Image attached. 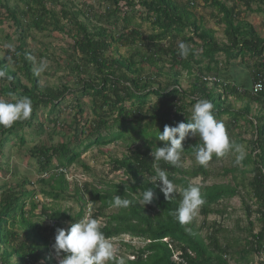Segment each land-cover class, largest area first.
I'll return each mask as SVG.
<instances>
[{
    "label": "trees",
    "instance_id": "1",
    "mask_svg": "<svg viewBox=\"0 0 264 264\" xmlns=\"http://www.w3.org/2000/svg\"><path fill=\"white\" fill-rule=\"evenodd\" d=\"M47 1L49 0H29L25 11L26 19L29 20L28 25L39 31L51 27L72 34L73 53L79 54L80 63L83 61L84 65L93 69V72L86 71L87 76L80 77L79 80L83 95L88 96L91 102V113L94 118L90 124H87V120L83 122L84 110L77 101L79 116L74 119L72 125H69V128H72L73 141H60L48 146L36 145L29 150L41 171L53 169L57 171L56 174H50L47 181L40 179L41 182L53 181L48 190H43V195L52 199L53 206L43 204L40 210L41 220L51 221L52 227L31 221L24 211L25 198L34 196V191L14 193L8 189L4 191L0 189V264H36L40 260L43 264H58L52 247L56 229L61 228L64 221L69 222L67 228L71 223L82 221L88 205L91 210L88 218H94L101 224L100 230L106 238L128 235L143 241L144 244L140 247L120 242L129 251L125 255H118L117 258L123 257L126 264H229L226 258L229 248L220 243L215 233L219 228H215L213 224V232L207 236L206 241L199 231L188 223L178 222L176 210L182 200L183 191L190 185L198 186L204 201L199 206V212L205 221L210 213L221 212L215 205L222 200L241 195L239 190L241 184L237 177L232 176L230 181L221 183H192L190 180L199 175L202 176V181H205L208 175L205 165L198 163L188 170L179 163L173 166L164 160L157 161L151 156V152L154 153L157 147H161L162 141L155 142V139L165 125L175 126L179 122H191L188 118V107L201 99H207L213 104L212 111L216 120L222 122V116L228 117L225 131L233 144L224 155L213 154L210 161L224 157L228 151H233L235 146L241 143L242 140L232 141L230 137L231 128L238 125L240 120L244 121L243 127L246 125L253 129L249 152L239 161L243 167L240 168L239 162L234 160L235 165L226 169L224 173L239 170L242 178L247 173L251 174L247 181L250 188L246 193L247 197L242 199L241 196L247 218L250 219L253 214L251 201L256 200L264 207V114L261 108L253 112L251 106L253 103L259 105L264 103V90L258 94H252L249 89L238 92L236 84L228 83L222 87V82L208 85L202 80L203 75H213L219 79L221 61L217 56L221 54L227 63L237 58H255L253 73L264 72V37L258 34L251 23L237 17L235 6H229L222 0L201 2L213 9L216 15L212 16L216 18L218 24H223L224 40L217 39L214 29L204 27L203 18L195 11L196 0H187L185 3L174 0H105L108 6L97 17L100 21L110 24L117 23L122 18L124 25L117 38H114L103 25L90 27L89 21L85 22L80 17L83 15L82 10H69L64 7L65 10H61V14L66 21L62 22L59 17L60 10L55 11L48 7ZM122 1L131 9L138 5L146 12L142 19L151 24L150 35L144 37L139 29L140 23L133 25L132 16L127 12L121 14ZM259 1L263 6H258L256 10L264 12V0ZM249 3L245 1L247 8ZM3 7L17 26L20 43L12 51L11 63L0 57V70L5 73L4 77H0V100L14 103L27 97L31 100L32 111L27 120L16 121L11 127L0 126L1 151L9 135L15 136L23 144L25 137L20 133L21 130L25 126L43 125L38 111L48 109L49 113L54 112L70 89L64 82L59 86L41 84L37 72L33 69L30 53L25 49L23 39L25 30L18 29L23 26L24 13L20 17L7 5ZM113 38L127 43L130 41L135 45V53L129 57L118 56L110 59L105 57V53L112 46L110 41ZM163 40H168L167 46L162 45ZM180 42L189 48L187 57L180 55L178 47ZM144 45H147L146 48H143ZM136 56L139 58L136 59ZM165 63L170 65L171 72H164ZM145 64L156 71L155 76L165 75L163 85L158 84L155 77L142 75ZM83 69V64L76 62L70 66V70L75 71L77 76ZM183 73L186 77L192 78L187 89L181 86L180 78ZM151 95L156 97V101L151 108L145 110V103ZM229 96H233L236 101H242V107L236 108L228 100ZM126 100L129 101L130 107L124 105ZM104 107L106 109L103 110ZM113 114L115 116L112 123L108 124L107 117ZM147 118L151 119L150 124L153 127L147 130L145 126L138 132L143 141L142 145L113 160L114 169H122L127 179L120 183L106 184L104 188L88 182L81 185L75 183L73 196L79 202V210L75 213L61 210L58 202L65 199L69 186L65 170L79 159L83 151L93 145H108L124 138V135L126 138L131 129L128 126L129 121L136 119L141 122ZM49 120L53 123V130L57 129L56 118ZM63 127L61 124L60 128ZM201 143L197 140L182 141L184 147L182 157L195 158L196 149ZM53 159L56 160V165L51 164ZM157 170H164L175 186L174 194L168 199L161 190L160 182L150 181L156 176ZM146 189L153 192V199L143 205L142 193ZM116 195L128 199L131 202L129 206L127 208L115 206L113 201ZM112 207L116 211L108 213ZM35 208L37 204L31 202L29 211L32 213ZM260 221L263 223V229L257 236L252 233V222H249L250 228L246 230L252 237V241L247 242L250 252L264 250V215ZM15 227L22 229L23 232L19 234ZM19 236L23 240L18 242ZM175 253L178 254L177 259H173Z\"/></svg>",
    "mask_w": 264,
    "mask_h": 264
},
{
    "label": "rangeland",
    "instance_id": "2",
    "mask_svg": "<svg viewBox=\"0 0 264 264\" xmlns=\"http://www.w3.org/2000/svg\"><path fill=\"white\" fill-rule=\"evenodd\" d=\"M174 1H177L178 3L187 2V0ZM222 1L226 2L229 6H235L237 17L245 19L247 22L251 23L258 34L261 37H264V12L256 10L258 6H263L259 0ZM245 1L250 2L248 8L245 5ZM28 2L29 0H0V57L6 58L7 63H11L12 51L20 43V39L16 31L17 26L11 18V15L3 7V5H7V7L11 10H15L20 17H22L24 13L22 20L23 26L18 29L25 30V36L23 38L25 42V49L30 53L31 60L33 61V69L37 72L41 63H46L44 70L37 72L41 84L59 86L64 82L70 89L68 90V93L65 94L66 96L54 112L49 113L48 109L38 111L39 119L43 122V125L40 126L39 124H35L37 127L25 126L21 130L20 133H22L25 137V142L23 144H21L19 139L15 136L9 135V139L4 143L2 151L0 150V189H3V191L8 189L14 191V193H20L25 190L34 191V196H28L25 198L24 211L27 212V216L31 219V221L40 222L43 226H50L51 221L41 220L40 210L41 205L43 204L53 206L52 199H48L46 198V195H43V190H48V187L53 185V181H49L50 183L41 182L40 179L47 181L49 179V175L52 173L56 174L57 171L55 169L47 172L41 171L37 166L35 159L31 157L29 150L36 145L45 144L48 146L60 141H73L72 128H69V125H72L74 119L79 116L77 113L78 109L76 107L77 101H79L80 106L84 110L83 122H86L87 120V124H90V122L93 121L94 116L91 113V102L88 96L83 95L79 80L80 77H86L87 72H93V69L92 67L84 65L83 61L80 63L78 58L79 54L73 53L72 34L69 35L65 32H60L52 29L51 27H47L45 30L39 31L32 25H28L29 20L26 19L27 13H25ZM194 3L196 13L198 16L203 18L202 23L204 27L214 29L217 39L224 40V26L223 24H218L216 18L212 16V14L216 15L215 11L208 6H204L201 0H196ZM46 4L55 11L60 10L59 17L64 23L66 20L63 19L61 10H65V7L69 10H82L83 15L80 17L85 22L89 21L90 27L92 25H103L113 34L114 38H117L122 32L121 27L124 25L122 18L117 23L113 24L104 23L98 19V14L103 13V10L106 6H108L105 0H49ZM120 6H122L121 14H123V12H127L129 16L133 17L131 20L133 25L134 23H140L139 29L143 32L144 37L152 33L151 24L142 19L146 12H144L138 5H136L134 9H131L129 5H125V2L122 1ZM86 16L88 19H86ZM68 28L69 26L66 23V29ZM114 38L110 41L112 46L108 52L105 53V57H108V59L111 57L117 58L118 56L129 57L135 53V45L131 44L130 41L127 43L125 41L115 40ZM161 43L163 46H167L168 40H163ZM146 46L147 45H144L143 48H146ZM139 49H141V47H139ZM135 58L138 59L139 57L136 56ZM217 58L221 61L218 74L221 82L233 84L235 82L239 86H244V89H248L247 87L251 86L249 75L252 76L254 71L253 61L255 58H237L229 63L225 62L222 54L218 55ZM73 62L83 64L84 69L79 76H77L75 71L70 70V66H72ZM164 72H171L170 65L168 63L164 64ZM142 75L144 77L149 75L151 78L155 77L158 84L163 85L165 82V75L155 76L156 71L147 64L143 67ZM180 79L181 86L183 88L187 89L190 87V82L192 80L191 77H186L185 73H183L182 78ZM228 100H230L236 108L242 107L243 105L242 101L234 100L233 96H229ZM155 101V96H149L144 109L148 110L151 108ZM195 103L190 105L187 109L188 118L190 119H192V109ZM124 105L130 107L129 101L126 100ZM251 106L253 112L259 108H264L263 103L260 105L253 103ZM104 109L106 108L104 107L103 110ZM114 116L115 114L107 117L108 124L112 123V118ZM49 118H56L58 121L57 126L59 128L57 127V129L53 130V123L49 120ZM221 120L225 127V123L228 122V117L222 116ZM129 122L128 126L131 127V129L126 134V138L124 135V138L117 139L108 145H93L86 151H83L79 159L65 170L69 186L65 199L58 202V206L61 210H69L71 213H75L79 210V202H77L73 196L75 183L81 185L84 182H88L97 187L104 188L106 184L120 183L122 180L127 179V176L123 173L122 169H114L113 160L128 154L129 150L134 149L136 146H141L143 141L138 132L145 126L147 127V130H150L153 127V125L150 124L151 119L149 118L144 119L141 122H138L136 119ZM61 124L64 125L63 128H60ZM243 124L244 121L240 120L238 125L232 127L230 137L232 141L236 139L242 140L238 146H240L245 155L250 149L249 142L253 135V129L247 127L246 125L243 127ZM86 126L88 127V125ZM148 139L150 140L151 138L149 137ZM186 140L200 141L198 136L192 135L187 136L184 141ZM155 142H158V139H155ZM164 144L165 142H160L161 147H163ZM238 155L239 153L236 152L235 149L233 151H228L224 157L214 161L212 160L205 165V168L208 169V175L206 176L205 181H202L201 175L192 178L190 181L197 184H212L228 182L232 179V176H236L237 181L241 184L239 187L241 195L228 200H222L220 203L215 205V207L221 212L210 213L207 218H205V221L204 217L200 214L198 207L193 215V218L188 224L195 230H198L206 241H208L207 236L213 232V224L215 228H219L215 231V233L220 243L223 246L227 245L229 248L228 254L226 255L229 264H260V262L257 261L255 252H250V249L248 250L249 245L247 242L248 240L252 241V237H250L246 231L250 228L249 222H252V233L257 236L258 232H261L260 223L254 214L251 215L250 219L247 218L245 207L241 200V196H243L242 199H246V193L250 190L247 181L251 174L247 173L244 178H242L239 170L227 174L224 173L226 169H230L235 165L233 161L236 160L237 162ZM51 164L56 165V160L53 159ZM179 164H181L183 168L191 170L192 166L198 165V162L195 158L192 159L189 156L182 157L181 155ZM238 166L240 168L243 167L240 162L238 163ZM251 167L252 166H250V168ZM21 183H24V185ZM17 195L19 194H16V196ZM31 202L37 204V208L33 209L32 213L29 211L31 208ZM114 211H116V209L112 207L108 210V213ZM90 213L91 210L88 205L86 208V215L83 220H86ZM17 216L19 215L17 214ZM68 225L69 222L64 221L61 228L66 229ZM17 229L19 234L23 232L22 229ZM17 239L18 242L23 240L20 236ZM109 240H111L116 247L117 256L125 255L129 251L127 247L120 243L121 241L127 242L134 247H140L144 244L140 239L131 238L128 235H122ZM52 241L54 242V238H52ZM15 242L17 244V241ZM53 255L59 264L61 257H58L55 252H53ZM177 256L178 254L175 253L173 259H177ZM36 264H43L42 260Z\"/></svg>",
    "mask_w": 264,
    "mask_h": 264
},
{
    "label": "clouds",
    "instance_id": "3",
    "mask_svg": "<svg viewBox=\"0 0 264 264\" xmlns=\"http://www.w3.org/2000/svg\"><path fill=\"white\" fill-rule=\"evenodd\" d=\"M180 55L187 57L188 46L180 42L178 45ZM46 63L42 62L37 70L43 71ZM5 73L0 70V77ZM213 104L207 99H201L193 105L191 122H179L175 126L165 125L162 132L159 131L156 138L166 142L163 147H157L151 156L157 160H164L176 166L180 161L184 149L182 141L189 135L198 136L201 146L196 149L195 159L200 165H206L213 154L222 156L233 147L230 142L224 124L215 119ZM31 100L27 97L18 99L16 102L0 100V126L11 127L14 122L27 120L31 115ZM239 153L237 162L244 158L240 146H235ZM151 182H160V187L166 199L175 192L174 184L168 179L164 170H157L156 176ZM153 192L146 189L142 193V203H150ZM114 205L119 208H127L131 203L128 199H122L119 195L114 198ZM198 186H189L182 193V200L176 210V218L179 223L187 224L193 218L195 211L203 203ZM101 224L94 218H87L76 223H71L65 228H57L53 244V250L61 257L59 264H126L123 257L117 258V249L113 242L102 233Z\"/></svg>",
    "mask_w": 264,
    "mask_h": 264
},
{
    "label": "built area",
    "instance_id": "4",
    "mask_svg": "<svg viewBox=\"0 0 264 264\" xmlns=\"http://www.w3.org/2000/svg\"><path fill=\"white\" fill-rule=\"evenodd\" d=\"M202 79L204 81H207L206 83L208 84H213L215 82H221L220 79H217V77L213 75H203ZM222 87H225L228 83L227 82H222ZM238 92H242L245 89L242 87H237L236 88ZM264 90V72H254L252 73L251 76V86L249 91L252 94H258L259 92ZM223 91V89H221ZM264 203V200H263ZM252 209H253V214L256 216L258 221L260 220L261 216L264 215V207L261 206L259 202H256V200H253L250 202ZM256 256H257V261L260 262V264H264V250L260 249L258 251H254ZM262 257V258H261Z\"/></svg>",
    "mask_w": 264,
    "mask_h": 264
},
{
    "label": "crops",
    "instance_id": "5",
    "mask_svg": "<svg viewBox=\"0 0 264 264\" xmlns=\"http://www.w3.org/2000/svg\"><path fill=\"white\" fill-rule=\"evenodd\" d=\"M225 73V72H224ZM219 76V75H218ZM220 77V76H219ZM249 77H250V81H251V75H249ZM220 79V78H219ZM234 82V81H233ZM234 84H236L235 82H234ZM237 85V84H236ZM238 87H242V88H244V86H242V85H238ZM248 89H250V87H247ZM264 104V103H263ZM257 109V108H256ZM262 110H263V114H264V108H261ZM257 111V110H256ZM259 225H260V231L263 229V223L259 220Z\"/></svg>",
    "mask_w": 264,
    "mask_h": 264
}]
</instances>
